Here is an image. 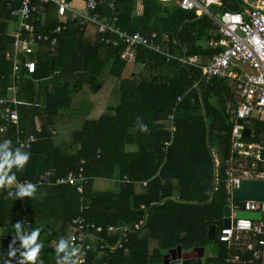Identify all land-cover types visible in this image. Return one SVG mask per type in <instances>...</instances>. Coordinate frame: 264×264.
<instances>
[{"label":"trees","instance_id":"1","mask_svg":"<svg viewBox=\"0 0 264 264\" xmlns=\"http://www.w3.org/2000/svg\"><path fill=\"white\" fill-rule=\"evenodd\" d=\"M112 1L116 25L125 33H157L161 40L167 37L174 55L198 56L202 62L220 51L209 46L220 38L216 22L183 10L177 0ZM221 6L222 11L242 9L239 3ZM98 10L104 19L112 15L104 4ZM58 23L55 5H41L34 32L47 34ZM13 25L11 11L0 0V98H8L14 84L13 59L8 57ZM55 37V54L47 44L39 46L30 57L36 72L30 75L25 67L19 72V127L6 126L7 131L0 132V140L10 139L13 147H19L18 138H37L24 149L29 162L16 172L18 181L35 185L34 197L11 200L9 189L0 188V243L8 246L11 226L20 220L29 231L40 229L39 258L55 264V244L61 236L68 237L73 219L84 216L107 228L138 223L147 214L121 249L90 253L85 264H162L165 252L179 246L190 252L212 244L217 252L203 264H226L227 248L218 236L229 204L226 162L235 103L230 82H204L200 69L178 60L167 62L145 48L138 49L134 63L141 73L125 77L127 63L120 58L124 46L103 43V38L117 36L100 34L94 24L80 30L72 23ZM174 110L177 130L165 149L171 139L168 117ZM137 118L147 132L139 130ZM249 127L255 131L251 140L260 141L264 122L253 119ZM81 167L88 178L81 193L69 185H37L50 169L66 176ZM98 180L111 181L113 187L98 190ZM212 225L217 227L214 241L208 240ZM5 258L0 254V261Z\"/></svg>","mask_w":264,"mask_h":264},{"label":"built area","instance_id":"2","mask_svg":"<svg viewBox=\"0 0 264 264\" xmlns=\"http://www.w3.org/2000/svg\"><path fill=\"white\" fill-rule=\"evenodd\" d=\"M11 11L15 27L10 35L13 39V50L8 57L13 59V86L8 98H0V132L7 131L6 126L19 127L17 105V83L19 72L25 67L28 74H34L36 61L30 57L39 51L40 44L46 43L47 50L53 55L57 52L55 35L66 30L72 23H77L80 30L89 24L97 26L102 35L117 36V39L103 38L105 44L114 47L124 46L120 58L127 64L135 63L139 48H145L164 57L167 62L178 60L183 65L198 68L202 72L201 80L211 82L214 79L227 80L232 87L236 109L232 113L233 128L231 133V154L226 162L227 191L229 195L230 225L223 227L219 241L227 248L226 264H264V201L243 200L240 204L233 198V191L243 180L264 181V135L260 141H252L255 131L249 127L251 120L264 122V0H257L250 8L239 11L226 9L221 15L212 12L214 0H177V4L186 11H195L198 16L207 15L218 25L220 38L212 40L209 46L220 51L205 62L198 56L187 57L174 55L167 43V37L161 40L157 33L144 35L128 34L116 25L118 17L116 5L112 0H79L83 3L85 13L74 5L76 0H3ZM53 4L56 7L58 25L47 34L34 32V16L41 5ZM101 4L111 9L112 15L104 19L99 9ZM181 98H179V101ZM170 142L175 136L176 110L168 117ZM250 128L249 137L245 131ZM40 128L38 127V131ZM37 140L35 134L26 139L18 138L22 149L30 148ZM85 161H82L84 163ZM217 166L219 161L216 160ZM218 177V175L216 176ZM218 181V178H216ZM88 178L84 169L69 172L66 176H57L55 169H50L40 176L37 185H69L81 193ZM124 182H129L125 178ZM147 185L146 182L143 183ZM144 208V206H142ZM238 211L260 212V220L238 218ZM148 215L135 224L109 225L107 228L89 221L84 216L72 220L68 237L78 248V264H85L90 253L110 254L121 249L131 232L140 229ZM26 225H30L27 223ZM217 237V236H216ZM19 247V245H17ZM8 246L0 243V254L5 257ZM19 254H17L18 259Z\"/></svg>","mask_w":264,"mask_h":264},{"label":"clouds","instance_id":"3","mask_svg":"<svg viewBox=\"0 0 264 264\" xmlns=\"http://www.w3.org/2000/svg\"><path fill=\"white\" fill-rule=\"evenodd\" d=\"M137 127L141 132H147L145 123L137 118ZM30 159V153L21 147H13L10 139L0 140V188L9 189L7 198L11 200H25L35 195V185L30 181L20 182L16 172L22 171ZM15 170V171H13ZM12 240L8 244L5 259L0 264H11L12 259L19 258L16 264H44L39 258L43 242L39 239L40 229L32 228L31 231L20 220L12 226ZM19 242V247H17ZM55 264H78V248L73 244L72 237L61 236L54 248Z\"/></svg>","mask_w":264,"mask_h":264},{"label":"water","instance_id":"4","mask_svg":"<svg viewBox=\"0 0 264 264\" xmlns=\"http://www.w3.org/2000/svg\"><path fill=\"white\" fill-rule=\"evenodd\" d=\"M237 108L236 105L233 107ZM250 128H247L245 131V136L249 137ZM233 198L236 200L237 204H240L243 200H254V201H264V181L261 180H243L241 181L238 188L233 191ZM230 207L226 206L224 210V227L230 225ZM238 218H248L252 220H260L262 214L260 212H247V211H238ZM217 229L215 225L209 227L208 239L214 241L216 239ZM200 249V250H199ZM205 248H197L195 252L200 251V254L193 255L190 253H185L181 246L177 249L169 250L164 255V261L162 264H202V258Z\"/></svg>","mask_w":264,"mask_h":264},{"label":"crops","instance_id":"5","mask_svg":"<svg viewBox=\"0 0 264 264\" xmlns=\"http://www.w3.org/2000/svg\"><path fill=\"white\" fill-rule=\"evenodd\" d=\"M163 1H170V0H163ZM238 1V2H237ZM76 4L79 6L77 8L80 9V11L82 13H85L84 11V7H83V3L81 1H75ZM74 2V3H75ZM80 2V3H79ZM223 2H226V5L230 6V7H236L239 3V5L241 6L242 5V8H250L253 4H255L257 2V0H214V4L212 5L211 8H219V9H222L223 7L221 6L223 4ZM138 11L139 13L142 12V6L141 4L139 3L138 4ZM15 27V24L12 26V30L14 29ZM11 32V31H10ZM43 45H46V43H43V44H40V46L42 47ZM200 58V57H199ZM209 58V57H208ZM128 65V64H127ZM231 93H232V90H231ZM235 105V104H234ZM234 107V106H233ZM234 109V108H233ZM103 186V185H102ZM224 219H225V216H224ZM224 224V222H223ZM217 229V227H216ZM209 232V231H208ZM216 236H217V233H216ZM209 240V239H208ZM204 248V247H203ZM197 249V248H196ZM200 250V249H199ZM168 252V251H167ZM165 252V254L167 253ZM185 253H190V254H200V251L198 252H195V249L190 251V252H185ZM164 254V255H165ZM216 253L212 254V255H215ZM205 257H206V248L204 249V253H203V258H202V264L204 263L205 261Z\"/></svg>","mask_w":264,"mask_h":264},{"label":"rangeland","instance_id":"6","mask_svg":"<svg viewBox=\"0 0 264 264\" xmlns=\"http://www.w3.org/2000/svg\"><path fill=\"white\" fill-rule=\"evenodd\" d=\"M76 1H79V0H76ZM77 4H76V2L74 3V5L76 7H79ZM212 12H213V14L220 16L221 13H222V9H219V8L215 7V8H212ZM132 73L140 74L141 73V68L138 67V66H135L134 63L128 64L124 75H125V77H128ZM73 105H74V107H77L78 103L75 102V103H73ZM95 184H96L95 187L98 190H108V189H111L113 187V182L108 181V180L107 181L106 180H98V181H96ZM216 252H217V249H216V247L213 244L210 245V246H207V248H206V256L212 255V254H214Z\"/></svg>","mask_w":264,"mask_h":264}]
</instances>
